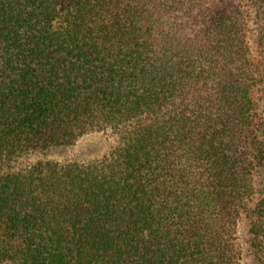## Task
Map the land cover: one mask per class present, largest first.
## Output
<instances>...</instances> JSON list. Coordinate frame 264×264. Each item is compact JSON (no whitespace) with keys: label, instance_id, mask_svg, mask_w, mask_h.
Returning a JSON list of instances; mask_svg holds the SVG:
<instances>
[{"label":"trees","instance_id":"16d2710c","mask_svg":"<svg viewBox=\"0 0 264 264\" xmlns=\"http://www.w3.org/2000/svg\"><path fill=\"white\" fill-rule=\"evenodd\" d=\"M226 1L0 0V264H238L264 115ZM97 132L100 158L47 157Z\"/></svg>","mask_w":264,"mask_h":264},{"label":"rangeland","instance_id":"374dc122","mask_svg":"<svg viewBox=\"0 0 264 264\" xmlns=\"http://www.w3.org/2000/svg\"><path fill=\"white\" fill-rule=\"evenodd\" d=\"M227 1L233 6L238 23L234 43L241 48V53L245 54L241 61L230 66V70L233 76L242 77L249 74V78L251 77L255 81V85L252 86L249 80H244L247 85L251 86L252 92H250L249 99L253 101V104L251 103L250 110L253 114V122L258 123L261 122L264 115V86H262L264 83V17L255 15L253 5L251 6L247 0ZM228 51L238 52V49L229 46L224 53ZM112 144L113 141L109 134L91 133L82 137L75 145L64 150H55L47 157L58 161L96 159L100 158L104 152H108ZM251 184L252 196H249L245 209L241 208L233 217L235 244L239 251L238 264H256L253 255L255 243L252 234V230L255 229L252 226L251 210H253V206L257 207V204L264 198V170L262 166L252 172ZM255 215L256 211L253 213L254 217Z\"/></svg>","mask_w":264,"mask_h":264}]
</instances>
